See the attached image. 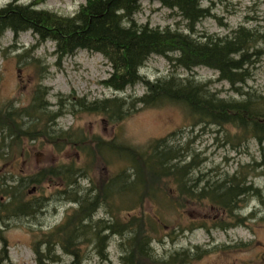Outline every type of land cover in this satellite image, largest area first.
<instances>
[{"label": "trees", "instance_id": "1", "mask_svg": "<svg viewBox=\"0 0 264 264\" xmlns=\"http://www.w3.org/2000/svg\"><path fill=\"white\" fill-rule=\"evenodd\" d=\"M45 1L25 4L12 0L1 6L0 41L8 30L15 37L24 31H32L38 43H54V54L59 61L81 49L101 53L111 66L110 75L103 84L117 93L138 83H144L146 87L141 96H114L89 102L71 99L72 109L80 107L120 122L143 108L179 104L191 116L193 126L224 128L231 125L238 130L239 138H253L259 144L264 143V94L242 92L243 85L252 76L258 55L262 53L256 47L258 36L262 37V34L241 25L223 37L196 36V25L210 15L209 8L202 6L205 0H152L175 11L186 22L187 32L171 26L161 28L137 23L134 16L141 11L142 0H86L71 16L39 8ZM154 55L168 59L170 72L150 81L140 71ZM34 62L41 63V59H34ZM199 66L217 71L220 80L229 82L236 93L245 97H221L206 83L177 73L179 69L192 71ZM41 70L47 68L41 66ZM48 95L49 89L40 84L29 107L21 109L9 105L0 108V159L8 161L10 152L20 145L22 137L33 139L36 133L47 138L58 151L71 145L91 156L83 136L68 130H54L56 120L63 112L50 109ZM7 149H10L9 153ZM96 149L99 153L109 151L127 159L129 166L106 178L101 177L99 186L89 188L86 193L80 190L79 183L87 176V168L76 160L69 165L62 163L56 168H42L24 177L4 173L0 177V219L4 212L7 217L35 214L44 205L43 200H26V188L59 179L64 187L59 193L76 208L67 214L65 222L53 231L52 237L57 238L64 252L73 257L71 264H82L81 247L87 242H92L102 258L107 259L111 235L126 238L123 244L121 242L124 264H157L159 261L152 247L156 239L150 232L155 231L161 216L137 212L148 202L176 204L182 200H206L224 214L240 218L235 213L244 197L256 195L264 200L261 189L246 184L243 165L232 177L194 178V170L199 169L201 160L197 162L194 157L187 162L183 155L185 147L171 145L167 138L154 140L147 148L99 138ZM253 164L255 169L264 171V163ZM172 182L174 187L170 185ZM102 208L107 217L94 220ZM253 215L251 213L250 217ZM177 228L181 233L188 229L180 225Z\"/></svg>", "mask_w": 264, "mask_h": 264}, {"label": "rangeland", "instance_id": "2", "mask_svg": "<svg viewBox=\"0 0 264 264\" xmlns=\"http://www.w3.org/2000/svg\"><path fill=\"white\" fill-rule=\"evenodd\" d=\"M10 1L0 0V7ZM33 1L20 0L25 4ZM85 2L46 0L39 8L71 16ZM141 6V11L134 16L137 23L161 28L171 26L187 32L186 22L158 1L142 0ZM202 6L209 8L210 15L196 25L198 37H223L241 25L262 34L256 44L262 53L258 55L252 76L243 85L242 92L264 94V0H205ZM54 51L52 41L38 43L32 31H24L18 37L11 30L4 34L0 41V108L9 105L21 109L29 107L36 88L42 84L49 89L50 109L63 112L56 120L54 130H68L83 136L91 156L71 145L58 151L47 138L36 133L33 139L22 137L20 145L14 146L11 152L7 149L11 158L8 161L0 159V177L9 172L19 177L33 175L42 168H56L62 163L69 165L76 160L87 168V176L79 183L80 190L86 193L89 188L99 186L101 177L106 178L129 166L127 159L116 154L99 153L97 139L147 148L152 141L167 138L171 145L185 147L183 155L187 162L194 157L197 162L201 160L199 169L194 170V178L232 177L243 165L246 184L261 189L264 196V171L255 169L253 164L264 163V143L259 144L253 138H239L238 130L231 125L224 128L193 126L191 116L179 104L143 108L120 122L80 107L72 109L71 99L89 102L114 96H141L146 87L144 83H138L117 93L103 84L110 75L111 66L101 53L81 49L59 61ZM34 59H41V63H35ZM41 66L47 70H41ZM140 72L147 80L155 81L170 72V63L167 58L154 55ZM177 73L181 77H195L209 85L212 91L219 92L221 97H245L236 93L229 82L220 80L217 71L206 66L192 71L179 69ZM62 100L66 101L61 103ZM170 185L175 186L173 182ZM62 186L59 179L32 184L26 188L25 199H42V208L32 215L7 217L6 212L1 215L0 264L73 262V257L62 249L61 242L52 237L53 231L65 222L67 214L76 208L59 193ZM238 205L235 214L240 218L224 214L206 200H182L176 204L150 201L137 212L161 216L162 221H158L155 231L150 232L156 239L152 247L159 261L157 264H264V200L248 195ZM251 213L254 214L252 217ZM102 217H107L103 208L94 220ZM221 224H227L226 228L218 227ZM179 225L188 229L181 233L177 228ZM125 239L118 235L109 237L107 259L102 258L92 242L83 244L82 264H124L122 244Z\"/></svg>", "mask_w": 264, "mask_h": 264}, {"label": "water", "instance_id": "3", "mask_svg": "<svg viewBox=\"0 0 264 264\" xmlns=\"http://www.w3.org/2000/svg\"><path fill=\"white\" fill-rule=\"evenodd\" d=\"M172 264H175V263H172Z\"/></svg>", "mask_w": 264, "mask_h": 264}]
</instances>
